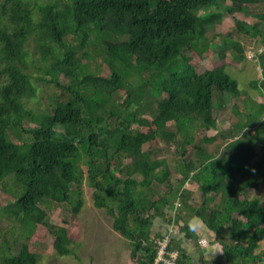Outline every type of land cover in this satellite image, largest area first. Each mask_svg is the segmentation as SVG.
Here are the masks:
<instances>
[{
	"label": "trees",
	"instance_id": "trees-1",
	"mask_svg": "<svg viewBox=\"0 0 264 264\" xmlns=\"http://www.w3.org/2000/svg\"><path fill=\"white\" fill-rule=\"evenodd\" d=\"M260 5L264 0H0V192L11 181L15 196L8 218L20 215L34 230L48 231L58 256L72 254L69 229L50 226L40 205L69 204L77 215L85 178L94 207L105 209L113 230L129 241L134 264H152L155 238L177 223L170 215L175 203L179 232L191 235L182 206L214 234L224 264L264 262L256 253L264 241V206L249 197L263 172L254 160L257 146L264 157V118L251 127L234 123L226 139L193 136L216 129L215 106L241 96L237 81L223 65L214 66L211 55L218 53L221 62L229 46L243 52L225 36L220 45L207 40L206 30L221 13L197 12L216 7L263 23ZM234 21L242 35H260L262 43L252 50H261L256 61L264 73V30ZM30 42L37 60H29ZM87 46L98 52L78 56ZM97 57L110 68L109 78L87 65ZM41 82L67 90L70 98L33 113L28 104L38 99ZM24 121L34 127L25 128ZM157 139L169 148L168 163L145 149ZM174 175H180L176 185ZM185 184L197 187L198 205H187L194 193ZM155 219L168 228L152 238ZM166 249L187 264L179 238L170 236ZM10 252L0 264H37L40 258L27 244Z\"/></svg>",
	"mask_w": 264,
	"mask_h": 264
},
{
	"label": "rangeland",
	"instance_id": "rangeland-1",
	"mask_svg": "<svg viewBox=\"0 0 264 264\" xmlns=\"http://www.w3.org/2000/svg\"><path fill=\"white\" fill-rule=\"evenodd\" d=\"M264 5H260V8ZM252 8V7H251ZM204 13H221V20H215L212 28L206 30L207 40L214 42L216 45L222 43L223 36L228 38V41H238L243 48L242 54H240L232 46L226 51V57L220 62L218 53L211 55L214 66L223 65L225 71L237 81L238 89L241 92V96L238 99L231 98L229 101H224V107L221 109L215 106L213 116L216 118V129H210L206 132L196 131L193 136L195 141L200 137L217 135L218 140L226 139L223 135L230 131V127L236 124H248L251 125L255 121H260L264 118V109H260V105H264V88L262 83L264 80V73L262 72L263 64H259L256 58L249 59V51H253L252 48L258 47L262 43L260 41V35L247 34L242 35L236 29L235 20L242 21L249 25H260V28L264 30V22L260 23L258 19L251 17L250 15L242 12H235L234 14H227L222 8L212 7L209 9L199 10L198 15ZM69 45H76V41L68 39ZM85 47L78 51V56L87 52L89 58L94 55V49ZM27 51L29 53V60H37L39 55L37 54L34 43L27 45ZM36 53V56H35ZM192 58L196 63L202 61L198 59L193 53L190 52ZM85 62V61H84ZM87 65L93 71H98L101 77H110V68L97 57L96 60H87ZM1 67L3 65L1 64ZM47 78V76H46ZM134 83V79L131 78ZM130 80V81H131ZM59 83L62 85L67 84V79L60 75ZM256 83V85H255ZM38 99L30 101L28 108L35 113L41 110H47L50 112V105L56 100H67L70 98V93L65 90H59L53 84L47 82H41L37 87ZM120 101L124 98V92H119ZM118 98V99H119ZM236 111V112H235ZM260 113V114H259ZM259 114V118L255 119L253 115ZM251 115L250 119L247 116ZM145 117H148L147 115ZM26 120V119H24ZM25 128H32L34 124L30 121H24ZM173 125L168 123V126ZM264 126V125H263ZM248 128L249 136L254 135V130ZM133 129H138L136 125ZM140 130L147 131V128H140ZM221 135V136H220ZM226 141V140H223ZM228 141V140H227ZM15 142V141H14ZM209 147V144H206ZM145 149L155 151L152 158L164 159L168 163L170 157V151H168L167 145L158 139L145 146ZM171 150V149H170ZM256 158L254 164L256 167L262 169V174L259 176V187L257 190H250L249 197H256L260 199L264 206V157L260 148L257 146L255 149ZM172 167L171 164L168 165ZM81 169L86 173V167L81 165ZM86 176V174H85ZM180 175H174L172 182L176 185V180ZM12 182L6 186V189L0 192V257L3 253L17 254L23 244H27L31 247L32 251L38 252L40 258L37 264H134L130 257L131 245L129 241L123 238L118 232H115L112 227V217H110L105 209H98L94 207L92 200L93 190L83 180L80 187V197L83 200V206L80 212L75 215L69 204H51L40 205L45 211L46 221L50 226L58 227L62 226L69 229L70 239L74 242L69 245L72 249V254L66 256H58L53 249V236L45 229L31 227L28 223L21 221V216L15 219L13 216L8 218L6 209L12 208L11 206L15 202L14 192L11 190ZM185 187L189 188L192 194L191 200L199 201L200 197L197 196V187L193 184H185ZM178 209L171 211L172 218L178 223V217L175 212ZM176 223V224H177ZM182 223V222H181ZM154 228L151 230V236H154ZM155 238V237H154ZM73 244V245H72ZM7 250H10L7 252ZM256 253L264 254V241L260 243V247ZM249 264H264L262 263H249Z\"/></svg>",
	"mask_w": 264,
	"mask_h": 264
},
{
	"label": "crops",
	"instance_id": "crops-1",
	"mask_svg": "<svg viewBox=\"0 0 264 264\" xmlns=\"http://www.w3.org/2000/svg\"><path fill=\"white\" fill-rule=\"evenodd\" d=\"M185 189L189 190L187 187ZM187 205L194 206L198 205V203L192 199L187 202ZM180 208L184 220L187 221L190 227V237L186 238L184 234L179 232L178 226L182 225L181 221H179V225L173 224L169 227L172 230L171 235L181 240L187 258V264H224L221 246L215 241L214 234L206 228L199 218L188 212V209L182 206ZM172 210H170V215ZM154 226H156L154 235L157 233L163 234L166 228H168V226H164L163 221L160 219H155L152 229Z\"/></svg>",
	"mask_w": 264,
	"mask_h": 264
},
{
	"label": "built area",
	"instance_id": "built-area-1",
	"mask_svg": "<svg viewBox=\"0 0 264 264\" xmlns=\"http://www.w3.org/2000/svg\"><path fill=\"white\" fill-rule=\"evenodd\" d=\"M250 56L253 57V53L250 52ZM168 239L164 238L162 241L157 242L158 252L157 258L153 264H176L175 263V254L167 251Z\"/></svg>",
	"mask_w": 264,
	"mask_h": 264
},
{
	"label": "clouds",
	"instance_id": "clouds-1",
	"mask_svg": "<svg viewBox=\"0 0 264 264\" xmlns=\"http://www.w3.org/2000/svg\"><path fill=\"white\" fill-rule=\"evenodd\" d=\"M255 51H256V52H255ZM249 52L253 53V57H251L250 54L248 55V58H249V59L256 58L257 55H259V54L262 53L261 50H253V51H249ZM174 207H175V208H173V209H178V207H179V206H178V203H175V204H174ZM171 232H172V230L169 229V231L167 232V234H165V235L163 236V238L160 239V240H158V239L155 238L154 242H155L156 245H157V250H156V254H155V257H154V260H153L152 264L154 263L155 259L157 258V252H158V244H157V242L162 241L164 238H167L168 241H169V237L172 236V235H171ZM152 238H154V237L152 236ZM167 245H168V243H167ZM166 248H167V247H166ZM168 252H170V253L172 252V253L175 254V263H176V264H179V263H178V257H179L178 252H177V251H168Z\"/></svg>",
	"mask_w": 264,
	"mask_h": 264
}]
</instances>
